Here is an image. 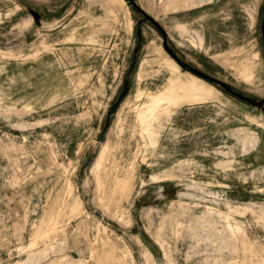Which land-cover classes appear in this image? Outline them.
<instances>
[{
	"label": "rangeland",
	"instance_id": "rangeland-1",
	"mask_svg": "<svg viewBox=\"0 0 264 264\" xmlns=\"http://www.w3.org/2000/svg\"><path fill=\"white\" fill-rule=\"evenodd\" d=\"M0 264H264V0H0Z\"/></svg>",
	"mask_w": 264,
	"mask_h": 264
},
{
	"label": "bare ground",
	"instance_id": "bare-ground-1",
	"mask_svg": "<svg viewBox=\"0 0 264 264\" xmlns=\"http://www.w3.org/2000/svg\"><path fill=\"white\" fill-rule=\"evenodd\" d=\"M200 80V79H199ZM177 85V84H176ZM183 85H185V86H187V88L189 89V88H191V84H185V83H183ZM184 86V87H185ZM194 86V85H193ZM173 87H174V85H173ZM182 87V86H181ZM168 92V91H167ZM193 93V92H192ZM199 93V92H198ZM204 93V92H203ZM179 95V94H178ZM182 95V94H181ZM189 95V94H188ZM202 99H204L205 97H204V95H201L200 96ZM168 98H169V100L171 101V102H175V101H177L178 100V98H177V96L175 95V94H171L170 93V95H168ZM160 99V98H159ZM182 99V98H181ZM190 99V98H189ZM158 100V99H157ZM163 100H165V99H163ZM187 100V99H186ZM194 100V99H193ZM157 102V101H156ZM155 102V103H156ZM179 104V103H178ZM153 105H154V103H153ZM105 157V156H104Z\"/></svg>",
	"mask_w": 264,
	"mask_h": 264
},
{
	"label": "water",
	"instance_id": "water-1",
	"mask_svg": "<svg viewBox=\"0 0 264 264\" xmlns=\"http://www.w3.org/2000/svg\"><path fill=\"white\" fill-rule=\"evenodd\" d=\"M191 69H193V68L191 67Z\"/></svg>",
	"mask_w": 264,
	"mask_h": 264
}]
</instances>
